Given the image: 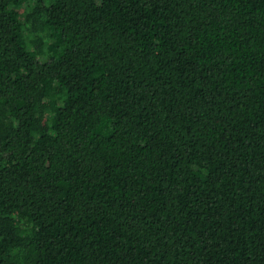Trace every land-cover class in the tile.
<instances>
[{
    "label": "trees",
    "instance_id": "trees-1",
    "mask_svg": "<svg viewBox=\"0 0 264 264\" xmlns=\"http://www.w3.org/2000/svg\"><path fill=\"white\" fill-rule=\"evenodd\" d=\"M0 264H264V0H0Z\"/></svg>",
    "mask_w": 264,
    "mask_h": 264
}]
</instances>
